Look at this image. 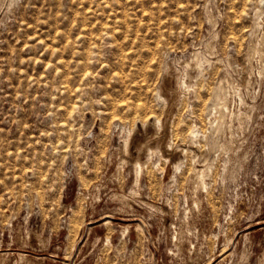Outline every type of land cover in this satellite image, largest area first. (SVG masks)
Listing matches in <instances>:
<instances>
[{"label":"rangeland","instance_id":"374dc122","mask_svg":"<svg viewBox=\"0 0 264 264\" xmlns=\"http://www.w3.org/2000/svg\"><path fill=\"white\" fill-rule=\"evenodd\" d=\"M0 264H264V0H0Z\"/></svg>","mask_w":264,"mask_h":264},{"label":"bare ground","instance_id":"6f19581e","mask_svg":"<svg viewBox=\"0 0 264 264\" xmlns=\"http://www.w3.org/2000/svg\"><path fill=\"white\" fill-rule=\"evenodd\" d=\"M196 127H197V125H196ZM197 134H198V129H193L192 130V137L191 138H193V136H195V135L197 136Z\"/></svg>","mask_w":264,"mask_h":264}]
</instances>
